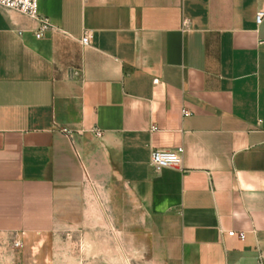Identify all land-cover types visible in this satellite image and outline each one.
Returning a JSON list of instances; mask_svg holds the SVG:
<instances>
[{
	"label": "crops",
	"instance_id": "crops-1",
	"mask_svg": "<svg viewBox=\"0 0 264 264\" xmlns=\"http://www.w3.org/2000/svg\"><path fill=\"white\" fill-rule=\"evenodd\" d=\"M38 1L0 7V264H264V0Z\"/></svg>",
	"mask_w": 264,
	"mask_h": 264
},
{
	"label": "built area",
	"instance_id": "built-area-1",
	"mask_svg": "<svg viewBox=\"0 0 264 264\" xmlns=\"http://www.w3.org/2000/svg\"><path fill=\"white\" fill-rule=\"evenodd\" d=\"M0 7L18 11L24 15H27L30 18H33L39 22V28L36 33L37 37H41L42 34L52 29V25L47 17H43L39 13V1L38 0H0ZM264 19V11L259 10L256 14V22L260 24ZM81 42L84 45L90 44V39L88 35H84L81 39ZM183 113L188 114L187 111L183 110ZM152 129H156L155 126H152ZM64 131L69 132L67 129ZM99 135L100 132H97ZM183 148L177 147L176 149L171 150H159L155 149L151 152L150 162L156 171L161 170L164 167L168 166H178L182 161ZM230 235H238L241 239H244L245 233L236 231H230ZM22 242L20 239L14 238L13 246L15 248H20Z\"/></svg>",
	"mask_w": 264,
	"mask_h": 264
},
{
	"label": "rangeland",
	"instance_id": "rangeland-1",
	"mask_svg": "<svg viewBox=\"0 0 264 264\" xmlns=\"http://www.w3.org/2000/svg\"><path fill=\"white\" fill-rule=\"evenodd\" d=\"M47 255H46V263H51V264H69V251L68 247L65 249L60 250L59 252H62V255L59 254L58 252L54 253L52 249L47 250ZM51 252V253H50ZM35 259L37 257H34ZM128 259H127V264H128Z\"/></svg>",
	"mask_w": 264,
	"mask_h": 264
}]
</instances>
